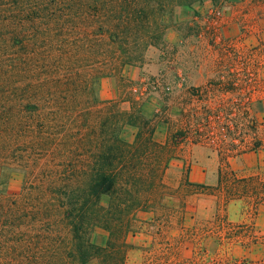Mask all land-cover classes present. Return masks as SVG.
Listing matches in <instances>:
<instances>
[{"label":"trees","instance_id":"1","mask_svg":"<svg viewBox=\"0 0 264 264\" xmlns=\"http://www.w3.org/2000/svg\"><path fill=\"white\" fill-rule=\"evenodd\" d=\"M201 1L0 0V264H127L132 213L154 184L142 168L151 152L165 166L166 146L142 104L117 109L100 82L141 65L163 17Z\"/></svg>","mask_w":264,"mask_h":264},{"label":"rangeland","instance_id":"2","mask_svg":"<svg viewBox=\"0 0 264 264\" xmlns=\"http://www.w3.org/2000/svg\"><path fill=\"white\" fill-rule=\"evenodd\" d=\"M216 12L220 15L216 16ZM177 19L191 24L177 27ZM163 22L166 30L175 27L186 34L180 47L164 45L162 38L158 46L148 48L164 51L163 73L142 76L141 81L130 85L120 76L124 67H109L102 80L114 81L119 93L116 100L101 96L100 82L101 99L117 109L125 111L124 103H141L145 117L162 134L153 137L154 141L166 146L160 155L161 161L167 160L165 166L154 165V152L147 157L143 181L153 179L154 184L147 189L149 185L143 183L146 209L134 211L130 221L132 234L139 233L141 228L135 220L142 219L136 214L154 213L148 260L142 262L144 254L136 250L127 264H264V0H202L190 7L173 8ZM211 49L219 57L223 55L224 60L217 64L215 61L216 74L206 78L204 84L192 87L185 74L172 76L176 67L205 68ZM173 77L180 81L178 86L170 85ZM143 85H147L143 97L132 92ZM141 98L145 99L140 101ZM222 125L225 138L219 135ZM164 136L168 139L162 145L158 141L162 142ZM213 138L216 141L211 144ZM184 142L216 155L217 186H185L187 161H175V148ZM258 149L263 157L260 167H256ZM238 160L246 168L236 169L241 162ZM196 193L216 198L195 201L190 197ZM245 211V217H238ZM95 235L104 242L103 231L96 230ZM168 244L180 248V258L167 257Z\"/></svg>","mask_w":264,"mask_h":264},{"label":"crops","instance_id":"3","mask_svg":"<svg viewBox=\"0 0 264 264\" xmlns=\"http://www.w3.org/2000/svg\"><path fill=\"white\" fill-rule=\"evenodd\" d=\"M174 23L177 24L178 26L185 25L188 22L183 21V19H177L174 21ZM190 23V22H189ZM188 23V24H189ZM195 23V22H192ZM191 24V23H190ZM186 34H183L182 29L180 28H173V29H168L164 33L163 36V44L164 45H175V47H180L182 42L185 40ZM195 39V37H193ZM180 52L182 51L179 49ZM164 55L163 50L159 49H153V50H147L144 54V61L141 65L139 66H125L121 73L120 76L123 79V82L128 83L130 85H133L136 81L139 82L141 81V77L143 78L147 77L150 74H156L158 72L163 73L165 71V66L162 62V56ZM178 55V54H177ZM217 56L219 57V54L214 51V50H209L206 56V67H199V68H191L190 70H183L180 67H176L174 70H172V76L180 75V74H185L186 77H188V83H190L192 87H199L200 85L204 84V81L206 78L212 77L213 75L216 74L215 68V61L216 64L222 63L223 55L219 57L218 60H216ZM214 67V68H213ZM188 71V72H187ZM218 72V71H217ZM180 84V81L176 79V77H173V80L170 82V85L173 86H178ZM101 96L106 99V100H116L119 96L118 91L114 87V81L109 80V81H104L102 80L101 83ZM220 93H218L219 95ZM146 98V97H145ZM145 98H141L140 101L144 100ZM139 99V98H138ZM138 99H136L138 101ZM263 102V100L261 101ZM260 102V103H261ZM123 109L125 111L130 110V104L129 103H124ZM141 104V103H139ZM138 129L131 127V126H126L123 129L122 132V137L127 143H133L135 135L137 133ZM162 134H160V131L157 129V127L154 130L153 137L154 139L161 137ZM167 137L164 136L162 142L158 141L162 145H164L167 141ZM179 144L175 148L176 153H177V159L175 160L177 163L184 164L183 162L187 161L188 165V171L185 172V179L184 183L186 184L185 186L187 188H196V187H214L217 186L218 181H217V166H218V159L216 155L203 147L195 146V145H188L185 144ZM257 157L259 160L256 162V167L263 166L262 165V151L257 150ZM256 157V158H257ZM241 159V158H239ZM241 161V160H238ZM243 161L239 162L236 167V169H241V168H246L243 166ZM235 169V168H233ZM243 170V169H242ZM241 171V170H240ZM217 182V183H216ZM215 184V185H214ZM216 198L214 195H203L196 193L192 195L193 200L199 201V200H205L206 198L212 199ZM236 202V201H234ZM232 208V206L230 207ZM199 210V209H198ZM200 211V210H199ZM216 211V210H215ZM241 212V210H240ZM240 214V213H239ZM248 214V211L243 212L242 214L238 215V217H245ZM187 213L183 215V217L186 219L187 218ZM139 217L142 220H135L136 224L138 223V227H140L139 233H133L127 237V243L131 246V249L127 252L126 255V263H128L129 257H131V254H135L134 252L136 250H140L142 255L144 254V258L142 262L145 260L147 262L148 256L147 254L150 252L148 250V245L150 244V233L149 229L152 228V223L155 221V216L153 212H148V211H140L136 214V217ZM191 217V215H189ZM188 217V218H189ZM189 227L192 226V222L189 221ZM191 232V231H190ZM173 244H168L167 248L169 250V254H167V257L169 259H174L175 258H180L179 253L181 252L179 247L174 248ZM167 250V249H166ZM180 250V251H179ZM178 251L177 255L176 252ZM175 253V254H174ZM164 257L163 259H166V255L162 254ZM173 256V257H172ZM88 264H99L97 260H92Z\"/></svg>","mask_w":264,"mask_h":264},{"label":"built area","instance_id":"4","mask_svg":"<svg viewBox=\"0 0 264 264\" xmlns=\"http://www.w3.org/2000/svg\"><path fill=\"white\" fill-rule=\"evenodd\" d=\"M219 15H220V13L219 12H216V16H219ZM217 40L219 41V39H217ZM146 87H147V85H143V87H142L141 90H138V89L134 88L132 90V92L135 93V94H138L140 97H143L147 93V88ZM195 89H197V88H195ZM219 135L223 136V138L226 137L227 134L225 133V126L224 125H222L220 127V129H219ZM210 141H211V144H213V143H215L216 140L213 138V139H210Z\"/></svg>","mask_w":264,"mask_h":264}]
</instances>
